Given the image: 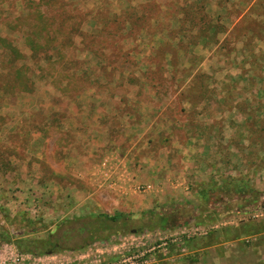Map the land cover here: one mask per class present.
<instances>
[{"label":"rangeland","instance_id":"1","mask_svg":"<svg viewBox=\"0 0 264 264\" xmlns=\"http://www.w3.org/2000/svg\"><path fill=\"white\" fill-rule=\"evenodd\" d=\"M263 46L264 0H0V259L22 252L18 240L52 237L57 260L34 254L42 264H77L75 255L110 242L149 251V264H264ZM250 51L259 61L253 68L245 66ZM58 107L56 157L68 156L63 147L91 117L109 145L86 176L14 179L21 158L34 159L30 148L51 134ZM71 110L84 118L77 128L65 121ZM159 119L171 127L153 136ZM203 133L204 153L164 149ZM144 140L161 178L182 169L193 177L188 194L158 179L164 198L146 208L153 183L134 178L127 190L117 179L128 158L148 152ZM125 196L144 208H122L117 198ZM183 207L175 226H159V216ZM119 213L144 214L143 224L112 230L91 219ZM73 219L99 230L58 240L61 223Z\"/></svg>","mask_w":264,"mask_h":264},{"label":"crops","instance_id":"2","mask_svg":"<svg viewBox=\"0 0 264 264\" xmlns=\"http://www.w3.org/2000/svg\"><path fill=\"white\" fill-rule=\"evenodd\" d=\"M253 49H254V47H253ZM248 50H252V49H248ZM260 51L262 53L264 52V46H263L262 50H260ZM254 52L255 51H252V53H251V51H250L251 57H250L249 52L245 54V57H244V58H246L245 66L250 65L249 67L253 68L255 61L257 63H259V61L254 57ZM263 66H264V63H263ZM260 78L262 81H264V75H262ZM217 98L214 96L212 97L211 101L213 102V107H214L216 102H217V106L220 107L219 106L220 101H218ZM58 110H59V107L52 109L53 113L51 115V121H52V125H54V126H53V129L51 130V134L46 136L47 138L45 140H42V142H40L37 147L35 146V147L30 148L34 154V159L29 158L28 155L27 156L24 155L25 158L24 159L21 158L19 169L17 168V170H15V171L12 170L10 172V173H14V177H13L14 179L19 175L26 182L27 181L30 182L31 180L38 182L40 180L43 183V182H47L48 180L49 181L50 180L56 181V180L63 179L65 177L64 176L65 174H68V175L73 174L74 176L77 174H84L86 176L87 174L92 172V170H93L92 163L94 161H96L95 160L97 157L96 153L98 151L106 148V146L109 145L110 140H108L107 135L105 137V132L103 130H101V132L103 131L102 134L97 135V131L94 127L97 125H96L93 117H91V119L89 121V125H88V130L74 131L73 132V134H74L73 140L71 142H69L68 146L63 147V152L68 153V156L62 155L63 156L62 159L60 156L56 157L60 153L59 152L60 147H58V143L56 142V140L54 138L55 132L58 129V128H55V124L59 120L58 115L55 116V113H57ZM158 110L161 114L165 109L163 108V109H158ZM71 111H73V113L70 114V116H68L65 119V121L67 122V124L71 123L77 128V127H79L80 123H82V120L84 121V118H82V117L80 118V115H78L77 111H75V110H71ZM93 113H94V118L98 116L97 115V109H95V112H93ZM101 116H102V114L100 115V117ZM157 119H158V117H156L154 120H157ZM166 122L167 121H164V119H159L158 121H154L151 124V127L154 128V129H152L154 132L153 136H157L162 131L168 130L171 127V126L167 125ZM168 122L170 123L171 121H168ZM91 123H92V125H91ZM128 125L129 126H135V125H138V123H136L135 120H132L130 122V124H128ZM89 127H91V129ZM100 128H102V126H100ZM182 129L187 130V129H185V127H183ZM147 131H148V129L145 130L144 132H147ZM170 131H172V130H170ZM263 132H262V135L264 136ZM213 133L215 134V133H217V131L213 130ZM144 134L145 133H143L142 135H144ZM102 135L104 137H102ZM97 136H99L100 138ZM198 136H199L198 140L189 139V137H186L185 140L181 141L180 143H177L176 139H173L172 145L164 147V149L168 148V151H169L170 149H178L177 147H180L181 149H186L188 152H190L191 148L197 146V147H199V151L204 153L205 152L204 147L206 145H208V142H209L208 135L205 136V133H203V134H199ZM215 136H217V135H213L212 137L215 138ZM217 140L218 139L216 138V141ZM219 142H220V140H219ZM112 143H114V142H112ZM141 143L148 152H146L143 156H141L138 159H136V157H135L136 154H134L133 156L128 158L130 165H128V166L126 165L125 169L119 168V172H116L117 177H118L117 179L118 180L122 179L121 181H123L127 185L126 189L127 190L129 189L128 185L132 186V183L134 182V178H136V179L139 178L142 181H146L148 183H153V186H151V188H150V189L153 188V191L151 192V195L148 197V200L146 199L147 201H146L145 206H144L146 208H150V206L158 198H162V197L164 198L163 193L159 194L160 190L162 191L163 188L160 186V184H159V186H157V184H155V182H158V179H159L160 183L170 184V186L172 188H174L178 194H180V192L188 194V188H189L188 181L193 177H190V178L189 177L187 178L186 176L183 177L185 175V172H187V171L182 169V171L178 174L172 173L173 177H171L170 180L169 179L167 180L164 177L161 178L159 175L160 169L157 167L158 163L156 162V160H155V162L153 160V158H155V157H152L153 152L150 153V151H149L151 149L150 145L147 146L148 141L144 140ZM135 145H136V141H135ZM135 145L133 148H135ZM32 146H34V145H32ZM25 152H28V151L25 150ZM162 154H163V151L160 152L161 156H162ZM164 155L168 156V154H165V151H164ZM10 159L13 160V158H10ZM161 159L164 160V156L161 157ZM138 161L140 163L138 164V166H135L134 163L137 164L136 162H138ZM168 161L171 162L172 160H168ZM10 164H14V163L10 162ZM197 171L198 170H195V172H197ZM188 172H189V170H188ZM193 172H194V170H193ZM193 175H194V177H196L195 173H193ZM39 189L41 191H45V189L41 188V186H39ZM125 197H127V198H125ZM125 197L117 198L118 202L119 201L122 202V208L130 207V208H132L131 210H134L135 208H144V207H140L142 205L131 203V201H129V199L131 197H129V196H125Z\"/></svg>","mask_w":264,"mask_h":264},{"label":"trees","instance_id":"3","mask_svg":"<svg viewBox=\"0 0 264 264\" xmlns=\"http://www.w3.org/2000/svg\"><path fill=\"white\" fill-rule=\"evenodd\" d=\"M247 186H248V182H245V181L242 182L240 185L242 189L246 188ZM180 210H181L180 212L172 213L166 218L163 217V215L159 216L158 218L159 226L162 227L166 223L169 225L170 224L169 222L173 224L172 226H175L174 222L177 220L178 216L184 217L187 214L186 207H183ZM147 215L153 216L154 215L153 210H150L149 212H147ZM143 218H144V214L138 215V214H132V213L130 214L119 213V214H114V215H111V214L96 215L92 217L91 219L92 220L98 219V221L100 219V220H103L104 222H110L114 226L111 229L116 230L115 228L125 226L126 224H133V223H136L137 221H140L141 224H143ZM98 228L99 227L93 225V222H90L89 220L88 221L83 220V219L65 220L59 226V229L56 232L57 235L55 236H58V240L60 238L64 240H69L71 237H73V234L75 233L79 234L80 236L87 234L90 237L94 235V232L99 230ZM51 238L46 242L44 241L39 242V241H35L32 239H21V240H18L16 243H17L18 248L23 253H32V254L49 253L50 254V250H53L51 247H49V244H53L52 243L53 241L51 242L52 240ZM55 245H59V243L57 242L55 243ZM81 247H83V245L80 246V248Z\"/></svg>","mask_w":264,"mask_h":264},{"label":"built area","instance_id":"4","mask_svg":"<svg viewBox=\"0 0 264 264\" xmlns=\"http://www.w3.org/2000/svg\"><path fill=\"white\" fill-rule=\"evenodd\" d=\"M107 161L103 162L106 165ZM110 176V173H106ZM1 187V185H0ZM151 185H148V189ZM146 189V188H144ZM147 190V189H146ZM101 248V249H100ZM100 248L88 249L81 251L75 255V261L77 264H149V251L136 249H120L119 245H114L113 243H104L100 245ZM54 260H57L56 255L47 254ZM0 264H42V257L34 255L32 253L18 252L14 253L8 257L0 259ZM52 264H64L61 261H56Z\"/></svg>","mask_w":264,"mask_h":264}]
</instances>
